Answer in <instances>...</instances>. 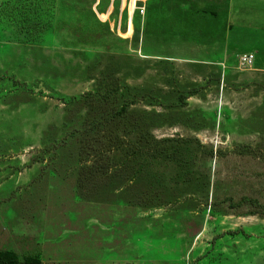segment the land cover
Instances as JSON below:
<instances>
[{
    "label": "rangeland",
    "instance_id": "rangeland-1",
    "mask_svg": "<svg viewBox=\"0 0 264 264\" xmlns=\"http://www.w3.org/2000/svg\"><path fill=\"white\" fill-rule=\"evenodd\" d=\"M128 2L0 0V252L264 264V0Z\"/></svg>",
    "mask_w": 264,
    "mask_h": 264
},
{
    "label": "built area",
    "instance_id": "built-area-1",
    "mask_svg": "<svg viewBox=\"0 0 264 264\" xmlns=\"http://www.w3.org/2000/svg\"><path fill=\"white\" fill-rule=\"evenodd\" d=\"M119 1L122 3L121 6L122 5L124 6L123 0H119ZM144 5H145V0H133L132 8H131V0H129L128 5H127L128 13L126 14L127 18H126V23L125 24H123V21H122L123 12L120 9V11L118 12V18L113 23L115 25L116 33L119 36L128 37L130 35L131 28H132L131 25H132L134 16L135 15H137L139 17H143L144 16V12H145ZM111 6H112V4H111ZM111 8L109 7L107 9L108 11H106L104 13H100L99 14V19L100 20H104V21L106 19H108V16H109V13L111 11ZM102 17L105 18V19H103ZM253 62H254V55L253 54H244L240 58V63L242 65H244V66L250 67L253 64Z\"/></svg>",
    "mask_w": 264,
    "mask_h": 264
},
{
    "label": "trees",
    "instance_id": "trees-1",
    "mask_svg": "<svg viewBox=\"0 0 264 264\" xmlns=\"http://www.w3.org/2000/svg\"><path fill=\"white\" fill-rule=\"evenodd\" d=\"M136 16V15H135ZM134 20V19H133ZM73 99H69L68 101H72ZM124 107H122V110L120 111V114L117 115L119 112L111 115V113H109V118L108 119H101L99 118V120L97 122H94L93 124V127L97 128H101L100 126H104L103 124H108V122L116 119V117H120L121 116V113L125 112L124 111ZM114 115H117L116 117H114ZM104 120V121H103ZM99 125V126H98ZM75 133V131H74ZM0 264H17V260L15 258L14 255H12L11 253H8V252H0Z\"/></svg>",
    "mask_w": 264,
    "mask_h": 264
},
{
    "label": "crops",
    "instance_id": "crops-1",
    "mask_svg": "<svg viewBox=\"0 0 264 264\" xmlns=\"http://www.w3.org/2000/svg\"><path fill=\"white\" fill-rule=\"evenodd\" d=\"M126 18H127V15H125L124 18H123V23L124 24L126 23Z\"/></svg>",
    "mask_w": 264,
    "mask_h": 264
}]
</instances>
